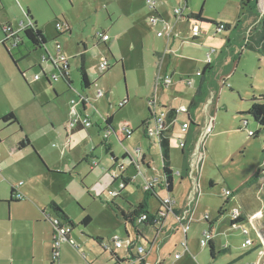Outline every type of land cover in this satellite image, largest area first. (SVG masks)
<instances>
[{
  "label": "rangeland",
  "instance_id": "374dc122",
  "mask_svg": "<svg viewBox=\"0 0 264 264\" xmlns=\"http://www.w3.org/2000/svg\"><path fill=\"white\" fill-rule=\"evenodd\" d=\"M154 1L164 19L158 25L148 19L149 16L157 15L149 7L147 0H19L24 9L23 21H29L26 16L27 8L37 18L40 29L48 39L45 47L47 52L54 58L58 42L70 62L72 85L69 86L63 79L58 78L53 80L52 87H47L54 97L55 88L61 96L66 91L71 90V93L68 97L52 99L45 110L46 118L52 114L56 124L63 118L64 108L74 106L73 99L79 100L75 90H83L78 71L83 53L86 55L87 71L93 83L90 95L97 89L104 90L106 94L97 101L88 98L87 113L93 126L76 130L70 135L68 150L71 151V165L66 171L57 170L60 172L57 174L52 172L56 170L45 164L48 169L46 168L47 172L42 179H34L26 185L35 193L34 196L46 199L51 195L56 202L69 200L67 212L76 223L71 236L79 245L80 256L71 252L64 255L65 252L61 250L59 262L56 264H110V250L105 249V246L113 245L112 237L124 238L128 231L132 239L136 238L134 226L131 223L124 225V220L112 210V200L123 209L129 208L128 203L137 205L143 201L151 214H155L161 207L155 195L146 194L143 176L136 173L140 169L138 161L146 155L150 161V169L147 170L150 179L159 178L162 174L157 138H147L141 123L150 116L149 107L154 113H160L163 106L175 108L178 115L175 129L170 134L172 143L176 145L182 124L190 123L187 110L200 84L199 71L209 60L213 62L214 69L206 73V87L209 90L208 96H215L214 103H200L194 109V119L201 128L210 118H213L214 123L212 131L204 140L206 155L199 174L201 194L194 209V223L187 235L189 249L186 250L182 245L185 236L181 229L167 236L157 233L152 226L144 229V235L139 237L136 246H143L147 250V264H264V159L261 162L264 131H260L258 136L249 135V131L257 132L261 127L246 113L253 96L264 94V55L248 49L241 52L245 27L250 23L249 29L255 25L254 30H259L260 24L254 21L257 16H246L235 28L241 0ZM179 4L185 7V13H197L202 8L203 16L217 23L231 24V28L223 30L212 23L176 16L175 8ZM258 12L260 16L263 14L264 0L259 1ZM57 23L69 25L71 32L59 35ZM194 24L199 26L198 32L194 34L195 40L192 38ZM18 27L19 24L16 28ZM165 27L172 28L171 31L176 36V46L179 48L177 55L171 56V61L168 57L162 61L155 51H165V42L168 40ZM100 32H106L111 37L108 41L109 48L100 41ZM24 41L25 44L28 43L26 38ZM22 47L24 49V45ZM45 48L32 50L19 61L25 63V66L32 65L28 68L29 76L30 71H40L39 67L32 68L39 63L47 71L60 75L59 69H53L51 64L41 62V56L46 54ZM223 48L224 52L220 57ZM212 49L217 53L211 52ZM101 57H106L110 62V68L103 74L98 70ZM166 76L170 79L168 87L158 81V77L164 79ZM40 81L44 86L48 85L44 77ZM126 98V104L120 106ZM209 109L212 117L208 114ZM107 116L113 117L114 127L120 130L125 139L124 142H118L111 131L107 138L112 144L111 147L108 142H102L104 132L98 135L99 125L106 130ZM154 123L152 119V127ZM129 126L133 132L127 129ZM62 136L63 134L58 133L55 135L51 143L52 149L57 148L53 145L60 143ZM111 152L119 157V162L125 163L121 172L126 168L124 174L131 175L132 180L125 188H122L121 181H113V170L118 173L120 171L117 170L118 165L115 168L110 167L113 163ZM91 154L99 161L93 170L86 162ZM124 154L129 159H123ZM258 167L262 169L260 180L251 186H242ZM171 169L175 183L173 196L181 205L188 198L189 179H181L177 175V170H183V166L180 150L175 147ZM19 178L17 174L9 177ZM211 181L213 186H210ZM23 182L26 183V179ZM155 189L161 197L168 195L160 181L155 182ZM9 190L7 184H3L0 196L9 197ZM225 190H231L232 195H226ZM27 196L31 198L28 194ZM23 203L24 200L11 203L8 212L5 200L0 199V227H14L17 233L10 236L8 231L5 239H22L29 249L34 237L33 222L27 216L32 213V208L24 206ZM223 205L225 212L214 223L217 255L212 259L209 245L202 246L201 239L204 237V230H208L209 226L206 218L210 222L215 220ZM257 210L259 213H255ZM234 212H243L244 221L232 225ZM86 214L93 220L87 227H83L80 221ZM167 220L173 222L174 216L169 214ZM50 228L49 224L42 226L41 240L43 244L46 242L47 247L53 246L52 239H45L44 234ZM243 229L248 231L247 235L243 233ZM96 238H101L102 244ZM246 238H250L253 245L244 248L242 242ZM63 245L64 242L60 248L63 249ZM223 247L229 250L219 254L218 251ZM114 250L121 256L128 255L125 246L115 247ZM133 253L135 255L137 251L134 250ZM177 254L181 256L177 258ZM32 261L33 258L27 254L19 263L16 261V264H32ZM9 263V260H0V264Z\"/></svg>",
  "mask_w": 264,
  "mask_h": 264
},
{
  "label": "crops",
  "instance_id": "0c3cea01",
  "mask_svg": "<svg viewBox=\"0 0 264 264\" xmlns=\"http://www.w3.org/2000/svg\"><path fill=\"white\" fill-rule=\"evenodd\" d=\"M155 7H156L155 13L157 15L158 21L154 25H158L160 23V21H163L164 19L162 18L163 14L161 13V10H159V8L157 7L156 3H155ZM27 9L30 10V8H27ZM23 11H24V9L19 4V0H0V118L9 112H14L16 114V116L18 117V119H19V121L23 127V132H20L17 125L5 127L4 124L0 123V166H1L0 188L3 184H7L8 188H10L9 197L0 196V199H4V200L9 199L10 195H11L10 194L11 187L15 184H19L22 182L18 186L17 190L19 191V193H21L23 195L24 198L18 199L16 195H14V198L17 199L18 202L24 200L25 203H23V205L29 206L32 208V213L29 214V216H27V217H28L29 221L33 222L34 240L31 244L30 248L27 249V247H26V245L22 239L20 241L15 240V238H13V237H11L10 240L5 239V237L7 236L6 233L8 231H9L8 235L12 234V236H13V234L17 233V230L14 227H12V228L10 227V229H7V228L5 229L4 227H2V228L0 227V260L6 259V260L10 261L9 264H16V261L19 263L20 259L22 257L29 254V257L31 256L33 258L32 264H51L53 246L50 245L49 247H47L46 242H44V244H43L41 239L43 237L42 226L49 224V225H51V228L49 229V231L45 230V232H44L45 239L48 238V240L50 241V238H51L53 241V225L51 224L50 219L53 220V219L58 218V217L52 211V209L50 208L49 205H50L51 201H53V199H55V198L51 195L46 199L43 197H40V196H34L35 193L31 192V190H29V188H27L26 185H27V183H29L30 181H32L34 179H40V178L42 179V177L44 176V173L47 172V169H48L47 167H49L53 170H56V171H52V172L57 173V174H60V172H57V170L66 171L67 167H69L71 165V151L68 150V146H69L68 141H69V138H71L70 135H72L76 131V129L73 131H69L67 129L69 119L74 114V111L76 113H79L80 115H86V116L90 117L89 114L87 113L89 100H86L87 105H86V108H84L83 100L81 99V96L88 95L90 100L94 99L96 101L100 98H103L104 96L96 99L95 98L96 92L93 95H90L92 86L90 87V89H87V90L79 91L78 89H76L75 93H76V95H78L79 100H75L74 106H68V107L64 108L62 119H60L55 124V118L52 114H49V118L48 117L46 118V115H45L46 111L45 110H46L47 105L52 101V99L57 100L60 98L68 97L71 93V90L69 92H67V91L63 92L66 94H64V96H61L60 94H58L59 92L58 93L56 92V88H55L53 90V93L55 94V97H54L52 95V93L48 90V87H52L53 81L51 83L47 82L46 77L43 75L42 69L46 73H48V76L53 74V73H51L53 71H51V72L47 71L44 68V66L42 65V63H39L38 66H36V65L33 66L32 68L39 67L40 71L37 73H35V72L32 73V71H30L31 73L29 76V74H28L29 69L28 68L31 67L32 65L29 64V65L25 66V63L19 62L21 59L24 58L25 55L30 53V44L29 43L25 44L26 42L23 43V41H19L18 45L16 47H14L13 49H9L7 47L9 50H11L10 51L11 57L8 54V52L6 51V49L4 48V45H5L4 39H5V32H6L7 27L10 26L13 33L16 34V36L17 35L20 36L21 39L24 38L23 31L21 28L22 27L21 25L25 24V22L23 21ZM30 13L33 17V21L37 24V27L40 28L38 25V22H37V18L31 12V10H30ZM191 13L192 12L185 13V9H184V15L185 16H188ZM151 17H156V16H151ZM148 19H150V16ZM18 24H19V27L16 28L18 26ZM248 25H247V27H245V33H247V30L250 27V26L248 27ZM165 29H166L167 39H168L167 42H165V51L164 52H161L160 50H155V51L160 56L162 61H164L166 57H168L169 60L171 61V56L173 54L177 55V51L179 50V48L176 46V36L171 31L172 28H169V27L166 28L165 27ZM196 29L199 30L198 24H194V28H193L194 33L192 36V38L194 40L196 39L195 35H194V34H196L195 33ZM70 32H71V30H70ZM160 32H158V34ZM58 33L60 35V33L63 34L65 32H59L58 31ZM243 37H244V35H243ZM109 38L111 39L110 36H109ZM109 40H107L106 42H108ZM100 41L103 42L102 40H100ZM23 45H24V49L22 47ZM5 46H7V44ZM61 50L63 52V48ZM212 51L214 53H217V51L215 49H212ZM223 52H224V48L220 52V57L222 56ZM54 53L56 54V50H54ZM44 56H45V54H43L41 56V62L49 63L53 67V64L49 60L43 59ZM65 56H66V54H65ZM220 57H218V58H220ZM85 59H86V55H85ZM14 60L18 62L17 63L18 67L16 66V62H14ZM209 61L213 64V62L211 60H209ZM69 67H70V62H69ZM86 68H87V62H86ZM53 69H55V68L53 67ZM213 69H214V64H213ZM98 70H99V68H98ZM20 71L23 72V75L20 73ZM69 71H70V69H69ZM39 73L41 74V77L39 79H35V75L39 74ZM173 75H174V73H173ZM88 76H89V73H88ZM42 77L45 78L48 85L44 86L41 83L40 79ZM70 80H71V78H70ZM89 81L92 83L90 76H89ZM26 84L29 87L26 86ZM71 85H72V82H71L70 86ZM92 85H93V83H92ZM163 86L168 87L169 85H163ZM197 88L195 90V93L197 91ZM195 93H194V95H195ZM208 94H209V90L207 89V95H206V98L203 102H208V104L211 102L210 104H213L215 96L212 95V98H211L208 96ZM149 109H151V108L149 107ZM166 109L168 110L171 108L166 107ZM209 112H210V109L208 110V114H210L209 116H213ZM155 114L156 113L153 112L152 117L148 116L145 119H143V121L147 120L149 117H151L150 118V121H151ZM184 123H186V122H184ZM195 123L197 124L196 121H195ZM175 124H176V122L173 123V125L170 128V131L168 132V135L170 138L171 165H172V153L174 152V147H175L176 149L180 150V157H181L182 166H183V170H181V169L177 170V172L181 171V174L180 175L177 174V175L180 176L181 179H183L184 177H187L189 179V184H188L189 185V191L187 194V197H189V195L192 193L194 181H193V179H190L187 176V173L185 174V172H184V161L185 160H184L183 147L181 146V140L186 141L187 139H190V138L194 139L196 145H195L193 153H195L197 151V147L199 144L200 135L203 132L204 126H206V125H204L201 128V126H199V124H197L192 128L191 127L192 124L191 125L189 124V127H188L186 132H184L182 130V127H181V129H180L181 134L177 136L178 143H176V145H174L172 143V140H171L170 132L174 131ZM183 124H182V126H183ZM98 127H99V129H98L99 134L98 135H100V133L104 132V135H103V137H104L105 133H106L104 128H102V126H100V125ZM83 129H85V128H83ZM118 131H120V130H118ZM57 133L63 134V136L61 137L60 143H58L57 145H53V146H56L57 148L52 149L51 143H52V140L54 139V137ZM25 135H27L30 138L33 147H27L25 149H19L18 143L24 138ZM65 139H66V141H65ZM115 139L118 142H120L116 136H115ZM102 142H104V143L108 142L109 147L112 146L111 142L107 141V139H105V137H104ZM187 149L188 148L186 147V150ZM68 151H69V153H67ZM160 152H161V150H160ZM193 153L188 154V160L189 161L192 159ZM205 153H206V151H205ZM111 154H114V152H111ZM114 156L118 160L116 161L112 158L114 164L112 163V165L110 167L115 168L118 165L117 170L120 172L118 173L114 169L112 175H115V176L124 175V176L128 177L129 179H131L130 174H128V173H126L127 175L124 174L126 172V168L123 172H121L122 169L124 168L125 163L122 161L119 162V160H120L119 157L116 155H114ZM124 156H123V159H125V160L129 159L127 154H124ZM92 160L98 161V159L96 157H94L93 154H91L90 158L86 159V162L89 164L90 168L93 170L96 166H94V167L91 166ZM161 161H162V159H161ZM138 162L140 164L139 165L140 169H139V171L137 170L136 173L143 176L142 179H144V182H145V183L143 182L145 184L144 186H146L148 181H153V187L149 189L147 195H152L151 193H153V192L155 194H157L156 189H155V182H159V180H158V178L150 179V177L148 176V172H147V170L150 169V161L147 159L146 155H143ZM45 164L46 165L48 164L47 167ZM162 168H163V164H162ZM14 174H17L18 177H20V178L19 179H9V177L14 175ZM136 177H138V176H136ZM118 178L116 180H119ZM23 179H26V183L23 182ZM113 181H115L114 177H113ZM198 182H199V179H198ZM199 185H200V183H199ZM145 192H146V190H145ZM173 193H174V189L172 192V197L175 198L173 196ZM27 194L31 198H29L27 196ZM200 194H201V185H200ZM200 194H199V196H200ZM157 195L160 196L159 194H157ZM199 196L197 197V200L193 206V211H192L193 215H194V209L196 208V204L198 202ZM187 199L188 198H186L184 203L181 205H179L177 203V200L174 199L175 203H176V208L177 209L183 208L187 202ZM57 203L68 214V216L74 221L73 217H71L70 214L67 212V207H69V200H65L63 202H57ZM10 205H11V203L9 205H7V207L9 206L8 212L10 209ZM162 208H163L162 206L160 208H158L156 213ZM258 211L259 210H257L255 213H259ZM169 214H172V213H166L163 216L164 217L163 218L164 223H163V226L161 227V229L157 230L155 228L157 233H163V234H166L167 236H169L172 232H175L176 230L180 229V227L176 223V219H175V216L173 214L172 215L174 216V221L169 222V220H167ZM242 216L245 219L243 212H242ZM204 231H206V230H204ZM128 234H129V232H128ZM187 235H188V233H187ZM184 240H185V238H184ZM64 243H65V245H63V249H62V247L59 249V257H60L61 250L63 252H65L64 255L71 252L73 254L80 256V254L78 252L79 251V249H78L79 245L77 242L74 245L69 243V242H64ZM214 243H215V248L217 249V242H216L215 238H214ZM220 249H222V248H220ZM118 255L121 258L126 257V256H121L120 254H118ZM58 262H59V258H58ZM110 264H112V263H110ZM146 264H147V262H146Z\"/></svg>",
  "mask_w": 264,
  "mask_h": 264
},
{
  "label": "trees",
  "instance_id": "16d2710c",
  "mask_svg": "<svg viewBox=\"0 0 264 264\" xmlns=\"http://www.w3.org/2000/svg\"><path fill=\"white\" fill-rule=\"evenodd\" d=\"M259 1L260 0H241L240 12H239L237 23L235 24V28H237L239 26V24H241L243 22V20L246 16H248L250 18H254L255 16H257V18H254V21H256V23L260 24L259 30L258 31L254 30L255 25L253 28L248 29L247 33L243 37V45L241 46V52H243L244 49H248V50H254V51L260 52L261 54L264 55V12L260 16V14L258 12ZM26 16H27V18L29 20L28 22H30V24L23 29V35H24V38H26L27 42L30 44V52L32 50L34 51V50H37L40 48H45L46 45L48 44V39L45 36L42 29L38 28L37 24L33 21V17L31 15L29 9L26 10ZM184 16L185 15H183L181 17H184ZM185 17H187L189 19H194L198 22L212 23V24L216 25L219 29H223V30H229L231 28V24L217 23V22L203 16V9L202 8L199 12H197V13L192 12L190 15L185 16ZM66 32L70 33V27L69 26H68ZM60 35H62V33H60ZM24 38L21 39V41H23V43H25ZM6 42H7V39L4 40L5 45H6ZM103 43L106 44L107 47L109 48V46H108L109 42H103ZM5 45H4V48L6 49V51L8 52V54L11 57V53H10L11 50H9L7 48V46H5ZM227 46H228V44L226 45V47ZM45 51H46V53H48L46 48H45ZM26 56H28V54L25 55L24 57H26ZM14 62H17V61L14 60ZM236 63H237V61H236ZM53 67L56 68L54 65H53ZM212 70H213V64L210 61H208L205 64L202 71H200V75H201L200 84L197 88V91H196L194 97L191 99V102L189 103V107L187 110L188 118L190 120V123L187 122L188 125L189 124L190 125L192 124L194 126L197 125L195 123V120H194V109H196L199 106V104L202 103L206 98V95H207L206 73L212 72ZM42 71H43V75L46 77L47 82L51 83L52 80L49 78L48 73H46L43 69H42ZM78 71L80 73V80H81L82 89L83 90L90 89V87L92 86V83L89 81V76H88V72H87V68H86V59H85L84 53L81 54V56H80V65H79ZM20 73L23 75V72L20 71ZM61 79H63L70 86L71 80H70L69 70H68V73L63 71V75L61 76ZM251 100H252V104L246 113L250 114L254 118V120L259 123L261 128L257 132L252 133V131H250L251 134H249V135L258 136V133H260V131H262V130L264 131V94H261L260 96H253V98ZM125 102H127V98H126ZM83 105H84V108H86L87 102L86 101L83 102ZM162 108H163V110H167L165 106H163ZM149 112H150V116L152 117L153 111L151 109H149ZM177 115H178V111L175 108H171V109L167 110L165 122L162 126V129H161L160 134L158 135V139H157V142H158L160 150H161V159H162V164H163L162 174L158 178V180L164 184L166 191L168 193V196H170V197H172V192L174 189V177H173V170L171 169L170 138H169L168 132L170 131V128L173 125V123L176 121ZM151 117H149L147 120L142 121V123H141V127L143 128V131H144L146 137H148L146 134V127H147V124L150 122ZM0 123L4 124L5 127L17 125L20 132H23V127H22L18 117L16 116V114L14 112H9V113L5 114L4 116H2L0 118ZM105 127H106V129L110 128V130L113 131L114 135L118 138V140L120 142H124L125 139L123 138L122 133L120 131H118L113 125V117L112 116L106 117ZM83 128L84 127L79 125L78 128H76V130H81ZM128 128L131 129V132L134 131L131 126H129ZM195 145H196L195 140L192 138L187 139L185 141V146L183 147L184 160H185L184 161V172H185V174L186 173L188 174V172L190 170V161L188 160V154H191L193 152ZM27 147H33V145H32L30 138L27 135H25L24 138L18 143V148L19 149H25ZM186 147L188 148L187 150H186ZM111 156L114 160H116V161L118 160L114 156V154H111ZM263 159H264V147L262 150L261 162ZM261 176H262V169H261V167H258L257 170L247 180H245L243 182L242 186H251L253 184H256L260 180ZM115 180H116V178H115ZM120 180L123 183L122 188H125L131 182V179H129L126 176L121 177ZM210 186H213L212 181L210 182ZM10 194H11L10 198L8 200H5L7 205H9L10 203H17L18 202V200L14 198V194H15L14 185L11 187ZM146 194H148V191H146ZM151 194L155 195L157 197L161 206H166V204L164 202L165 197L158 196L154 192ZM226 202H228V200ZM110 205H111L112 210L116 214V216H119L124 220V222H125L124 225L131 223L134 226L135 233H136V238L134 239L135 244L137 242H139V237H143L145 227L152 226V227L156 228L155 223H153V214L150 213V211L147 207V204L144 203L143 201L137 205H132V204L128 203L129 208H127V209H123L122 207H120L118 204H116L114 202V200H112ZM49 206L52 209V211L56 214V216L58 217V220H62L61 223L60 222L57 223V222H55V220L57 218H55V220L50 219V222L53 225V235L55 233V227L56 226H62V224L70 226L72 229V232H73V230L76 227V223L68 216V214L61 208V206L54 200L51 201ZM224 212H225V209H224V205H223L222 207L219 208L218 215L215 218V220L210 222L208 220V218H206V222H208V224H209L208 232L212 236L210 242L208 243L212 259H215L216 255H217L215 243H214V233H213L214 223L216 222V220L220 216H222L224 214ZM174 213H177V211L174 210ZM144 214H148V219L147 220H140V217ZM92 220H93V218L89 214H86L83 217V219L80 221V224L83 227H87L92 222ZM242 221H244V217L241 214L239 218L234 219V220L231 219V224L234 225V224L242 222ZM126 234H127V236H130L128 234V231ZM96 240H97V242H99V244H102L101 238H96ZM59 249H60V246L56 245V241L53 238V251H52L53 256H52L51 264H56V262L58 261ZM105 249H107V246H105ZM109 250H110V259H111L112 264H122L124 262V259L121 258L115 252L114 248L110 247ZM228 250H229V248L223 247L222 249H220L218 251V253L222 254L224 252H227ZM133 251H134L133 247L127 248V254L128 255L126 256V258L139 259L141 264H145L146 263L145 256L147 254V251L144 255H141L139 258H137L134 255Z\"/></svg>",
  "mask_w": 264,
  "mask_h": 264
},
{
  "label": "built area",
  "instance_id": "2783aa9c",
  "mask_svg": "<svg viewBox=\"0 0 264 264\" xmlns=\"http://www.w3.org/2000/svg\"><path fill=\"white\" fill-rule=\"evenodd\" d=\"M147 2L149 4V7L151 8V10L156 11L155 1L154 0H147ZM184 8L185 7H183L179 4V6L175 8L176 16H183L184 15ZM149 20L151 23L155 24L158 21V18L157 17H150ZM29 24H30V22L22 24L21 25L22 31ZM56 28L59 32H66L68 25L64 26L61 23H57ZM196 32H198V29L195 30V33ZM99 34H100V40H102L103 42H106L107 40L110 39L109 35L106 32H100ZM160 34H161V32L159 33V35ZM5 39H7L6 44H7V47L9 49H13L14 47H16L18 45L19 41H21V37L18 35L16 36V34L13 33L10 26L6 28ZM61 49H62L61 45L58 42H56V47H55L56 54L54 55V58L51 57L49 53H46L45 56L43 57L44 60H49L56 67L55 69H59V71H60V75L53 73L49 76V78L52 81L56 80L58 78H61V76L63 75V71L68 73V70L70 68L68 58L65 56V54L62 52ZM109 67H110L109 60L106 57H101V59L98 63L99 71L103 73V72L107 71ZM199 74H200V71H199ZM40 77H41L40 73L35 75V79H39ZM169 80L170 79L168 76H166L164 79H161L158 77V81L163 83V85H169L168 84ZM103 96H105V92L102 89H98L96 91L95 98L98 99V98L103 97ZM88 98H89L88 95L81 96V99L83 100V102L88 100ZM72 103L73 104L75 103L74 99L72 100ZM125 104H126V102L122 101L120 103V106H124ZM166 115H167V110L161 109V112L156 113L153 117V119L155 121L154 126L153 127L151 126V121L147 124L146 134L149 138L155 137L158 139V135L160 134L162 126L165 122ZM213 123H214L213 118H210L207 120L206 126H204L203 132L200 135L201 138L199 140L197 151L195 153L192 152L193 157L190 160V170H189L187 176L190 179H193L194 185L192 188V193L189 195L185 206L183 208L177 209L174 198L167 195V197L164 198V202H165L166 206H162L163 207L162 209H160L157 213L153 214V223H155V227L157 230L161 229V227L163 226V223H164V219H163L164 217L163 216L166 213H172L175 216L177 225L180 227L181 231L185 235V240L182 242V245L185 247L186 250L189 249L188 242H187V233L191 229V225L194 222L193 214H192L193 206L197 200V197L200 194V185H199L198 179H199V174L201 172V168H202V165L204 163V159H205V155H206V153H205L206 148H205L204 140L212 131ZM79 125L87 129V128L93 126V122H92L90 117H88L86 115H80L79 113H76L74 111V114L69 119L67 129L69 131H73L76 128H78ZM188 127H189V125L186 122L183 124L182 130L184 132H186ZM105 129H106V127H105ZM127 129H129V128H127ZM129 130L131 132V129H129ZM105 132L106 133H105L104 137H105V139H107L110 135L111 130L106 129ZM250 134H251V132H250ZM181 146L182 147L185 146V140H181ZM98 163L99 162L97 160H92L91 166L94 167V166L98 165ZM0 171H1V166H0ZM177 174L180 175L181 171H178ZM113 177H114V179L115 178L117 179L119 177L118 179H119V181H121L120 180L121 177H125V176L124 175H117V176L113 175ZM21 183L14 185V190H15L14 195H16L18 199L24 198L23 195L21 193H19V191L17 190L18 186ZM121 186H123L122 182H121ZM152 187H153V181H148L146 186H144V190L149 191V189ZM225 194L231 195L232 191L231 190H225ZM174 210H176L177 213H174ZM240 215L241 214L239 212H234L232 214V219L233 220L237 219L240 217ZM147 219H148V214H144L140 217V220H147ZM55 222L61 223L62 221H59L57 218L55 220ZM243 233L247 235L248 231L246 229H243ZM71 234H72V229L70 226H67L65 224H62V226H56L55 227V233L53 235V238L56 241V245L60 246L61 243L64 242L65 240H67V242H69L73 245L76 244V241L74 238H72ZM203 235H204V237H202V239H201V245L206 246L210 242L212 236L208 232V230L204 231ZM112 242H113V245L107 246L108 249L110 247L114 248V249H115V247H123V246H125L126 248L133 247V249L137 251V254H135V256L137 258H139L141 255H144L147 251L143 246L137 247L135 242H134V239H132L130 236H126L124 238L120 237V236H115V237H112ZM251 245H253V241L250 238H246L245 241L242 242V247H244V248L250 247ZM180 256H181L180 254L176 255L177 258H179ZM123 259H124V262L122 264H141L139 259H130V258H126V257Z\"/></svg>",
  "mask_w": 264,
  "mask_h": 264
},
{
  "label": "water",
  "instance_id": "95a60500",
  "mask_svg": "<svg viewBox=\"0 0 264 264\" xmlns=\"http://www.w3.org/2000/svg\"><path fill=\"white\" fill-rule=\"evenodd\" d=\"M18 62H16V66L18 67V64H17ZM9 207V206H8ZM59 221H61V220H59ZM64 242H67V240H65Z\"/></svg>",
  "mask_w": 264,
  "mask_h": 264
}]
</instances>
